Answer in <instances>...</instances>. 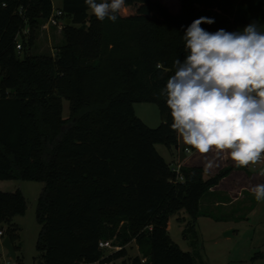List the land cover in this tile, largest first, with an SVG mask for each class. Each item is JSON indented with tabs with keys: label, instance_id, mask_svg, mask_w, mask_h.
<instances>
[{
	"label": "trees",
	"instance_id": "obj_1",
	"mask_svg": "<svg viewBox=\"0 0 264 264\" xmlns=\"http://www.w3.org/2000/svg\"><path fill=\"white\" fill-rule=\"evenodd\" d=\"M180 1L125 0L113 22L98 20L85 0H62L63 40L52 55L33 49L54 0H0V180L45 184L36 209L39 264H112L132 241L139 254L131 264H210L171 238L170 216L185 210L184 234L195 229L202 200L237 167L212 176L201 165L172 167L156 148L179 145L160 92L174 61L186 57L182 37L194 20H214L201 24L210 33L261 27L264 0H220L196 17ZM136 102L156 103L162 123L148 126ZM27 210L20 189H0V230L17 252L14 218ZM112 239L121 248L107 253L100 242Z\"/></svg>",
	"mask_w": 264,
	"mask_h": 264
},
{
	"label": "clouds",
	"instance_id": "obj_2",
	"mask_svg": "<svg viewBox=\"0 0 264 264\" xmlns=\"http://www.w3.org/2000/svg\"><path fill=\"white\" fill-rule=\"evenodd\" d=\"M85 4L98 20L115 22L125 0ZM213 22L201 17L187 27L186 57L174 61L175 72L160 95L170 109L171 129L190 149L226 152L237 168L256 165L264 161V32L256 22L235 32L201 27ZM252 192L264 201V184Z\"/></svg>",
	"mask_w": 264,
	"mask_h": 264
},
{
	"label": "rangeland",
	"instance_id": "obj_3",
	"mask_svg": "<svg viewBox=\"0 0 264 264\" xmlns=\"http://www.w3.org/2000/svg\"><path fill=\"white\" fill-rule=\"evenodd\" d=\"M217 1L220 0H183L185 15L196 17L197 12H205L201 10L203 5L208 7L207 5L213 4L214 6ZM242 1L246 7L254 5L253 0H233L236 4ZM60 3L61 0H54L56 10ZM181 6L182 0L180 8ZM246 25L248 24H233L227 32L241 31ZM62 29L42 23L36 32L37 40L33 53L55 54L56 47L63 40ZM258 30L264 32V26L258 27ZM134 106L137 116L148 126L158 127L162 123V115L156 103L136 102ZM69 113V101L64 99V115H69ZM156 148L172 167L177 168V162H175L168 146L157 144ZM223 165H226L225 168H229L235 164L228 161L223 162ZM261 170H264V161L256 165L230 170L226 183L249 181L252 188H248L242 193L235 192L233 194L227 192L229 188L226 185L215 188L202 200L203 215L198 218L196 228L188 230L186 235L184 231L191 220L189 214L182 210L171 215L169 225L171 238L181 249L191 252L197 260L203 258L210 264H264V201L258 202L251 191L256 185L264 184V176L260 175ZM44 185V182L37 181L0 180L1 190L20 189L28 202L27 213L14 218L19 226L18 244H21L17 257L22 259V264H39L43 260L37 248L42 227L37 221L36 209ZM4 227L6 228L7 225L4 224ZM230 229L233 230V236H225V232ZM3 239L0 237V264H19L17 259L8 256V250L2 244ZM111 241L114 242V248H107V253L117 250L115 248L118 246V243H115L116 239ZM125 249L126 256L112 264H131V259L139 254L138 246L134 241L128 243Z\"/></svg>",
	"mask_w": 264,
	"mask_h": 264
},
{
	"label": "crops",
	"instance_id": "obj_4",
	"mask_svg": "<svg viewBox=\"0 0 264 264\" xmlns=\"http://www.w3.org/2000/svg\"><path fill=\"white\" fill-rule=\"evenodd\" d=\"M61 6L62 0L58 8H61ZM186 148H189V146L185 145L182 138L179 137V145L173 149H170V153L173 155L175 162H177L176 169L183 165H201L206 170V175L212 176L225 168L226 165H223V162H233L226 152L219 153L213 150L207 154H200L195 149H191V152H187ZM209 163H211V167H208ZM228 176L222 179L216 188H219L221 185H226V187L229 188L227 192L231 194L235 192L242 193L248 188H252V185L249 181L241 180L239 182L236 181L234 183H226Z\"/></svg>",
	"mask_w": 264,
	"mask_h": 264
},
{
	"label": "built area",
	"instance_id": "obj_5",
	"mask_svg": "<svg viewBox=\"0 0 264 264\" xmlns=\"http://www.w3.org/2000/svg\"><path fill=\"white\" fill-rule=\"evenodd\" d=\"M63 11L59 8L54 11V14L45 22L46 26H56L58 28H63L64 26ZM18 49H21V44H18ZM187 152H191L190 148H186ZM180 168V167H179ZM178 168V170H179ZM3 231L0 230V237H3ZM100 246L102 248H114L112 241H101ZM117 250L120 249V246L115 247Z\"/></svg>",
	"mask_w": 264,
	"mask_h": 264
},
{
	"label": "water",
	"instance_id": "obj_6",
	"mask_svg": "<svg viewBox=\"0 0 264 264\" xmlns=\"http://www.w3.org/2000/svg\"><path fill=\"white\" fill-rule=\"evenodd\" d=\"M71 20L68 19L67 23H70ZM225 236L229 237V236H233V230H228L225 232ZM3 246L8 250V256L13 258V259H17V251L15 249V246L11 240V238L9 236H5L2 242Z\"/></svg>",
	"mask_w": 264,
	"mask_h": 264
}]
</instances>
